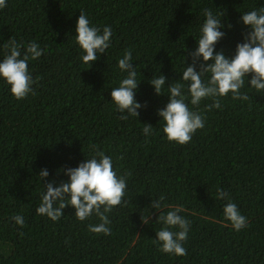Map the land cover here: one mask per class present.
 Wrapping results in <instances>:
<instances>
[{"label": "trees", "instance_id": "obj_1", "mask_svg": "<svg viewBox=\"0 0 264 264\" xmlns=\"http://www.w3.org/2000/svg\"><path fill=\"white\" fill-rule=\"evenodd\" d=\"M0 9V61L15 40L22 50L29 42L44 49L29 61L35 94L17 100L0 77V264H264V92L245 78L248 100L219 97L221 108L190 104L188 83L180 79L188 51L196 49L204 22L202 10L224 13L225 36L215 51L235 55L248 30L241 14L264 7V0H6ZM80 11L92 25L113 32L106 54L83 63L75 28ZM231 24V27H227ZM196 38V39H195ZM131 50L137 80L136 100L147 107L139 117L120 120L112 88L127 76L118 60ZM202 59V58H201ZM199 70V67H197ZM167 77L165 95L149 83ZM210 74H206L207 80ZM183 83L190 109L201 112L205 126L188 144L169 142L157 110L168 103V84ZM144 123L153 126L145 136ZM93 146L113 159L117 175L130 173L124 201L107 213L111 235L95 234L67 206L58 221L38 215L43 183L69 177L62 169L91 158ZM47 169L44 181L38 176ZM228 193L249 220L236 231L223 215ZM163 197L159 213L152 200ZM181 209L190 221L187 255L159 250V214ZM22 215L23 227L12 216ZM150 216L149 222L141 219ZM173 231L178 229L173 228Z\"/></svg>", "mask_w": 264, "mask_h": 264}, {"label": "clouds", "instance_id": "obj_2", "mask_svg": "<svg viewBox=\"0 0 264 264\" xmlns=\"http://www.w3.org/2000/svg\"><path fill=\"white\" fill-rule=\"evenodd\" d=\"M7 6L6 0H0V9ZM205 17L200 28V36L194 51H188L192 63L186 64L180 79L188 83V93L191 97L190 104L198 107L202 100L212 99V103L205 107L210 111L213 108H221L219 97L231 93L233 99L248 100L249 96L240 90L245 86V78L248 85L257 93L264 92V7L254 9L241 14L240 20L248 26L243 32V42L237 43L235 55L228 57L223 50L215 51L216 44L224 36L221 28L225 27L222 17L224 13L214 14L211 8L202 10ZM227 27H231L228 24ZM76 41L83 50V63H91L98 60L100 54H106L110 47L113 35L110 26L92 25L90 19L83 11L76 21ZM9 53L0 61V77L9 85L12 95L17 100H22L28 95L35 94L33 84L39 79L33 78L29 70V61L37 60L44 53V49L36 42H29L22 50V45L15 40H9L5 44ZM202 58V59H201ZM131 50L125 51L118 60V67L127 76L123 78L118 87L112 88L110 96L120 120H128L129 117H139L137 109L147 107L136 100V93L140 81L137 80L136 66L133 65ZM199 67V70H197ZM206 74H210L207 80ZM167 77L162 73L158 77H151L149 83L153 86L156 95H165L163 88ZM184 84H168V103L157 110V115L165 121L163 132L169 142L184 145L191 142L197 130L203 129L206 117L199 111L189 108L187 96L183 92ZM143 134L147 137L153 133V126L144 123ZM69 177L67 181H61L54 186L56 181L43 183L45 192L41 203L36 209L38 215L46 216L52 221H58L64 215L63 209L72 206L75 209L76 218L83 222L86 219L97 216L99 224H89L88 230L97 235H111L109 227L111 221L107 213L124 201L127 190V177L130 173L125 172L117 175L113 168V159L104 151L93 146L91 158L80 162L77 167L62 169ZM38 176L41 181L49 176L47 169H42ZM217 199L228 200V193L223 189L217 190ZM163 197L152 200L151 208L159 213L162 207ZM181 209L170 210L166 215L159 214L157 222L164 225L156 232V240L159 242V250L166 254L177 256L187 255L184 243L188 239L190 221L178 213ZM223 215L231 223L234 230L240 231L249 225V220L242 215L237 204L228 200L223 207ZM15 224L23 227L25 224L22 215L12 216ZM141 219L148 223L150 216ZM178 229L173 231L172 229Z\"/></svg>", "mask_w": 264, "mask_h": 264}]
</instances>
